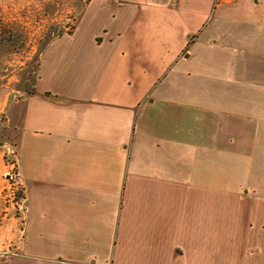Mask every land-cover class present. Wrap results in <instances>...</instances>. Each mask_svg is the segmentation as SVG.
<instances>
[{
  "label": "crops",
  "instance_id": "obj_1",
  "mask_svg": "<svg viewBox=\"0 0 264 264\" xmlns=\"http://www.w3.org/2000/svg\"><path fill=\"white\" fill-rule=\"evenodd\" d=\"M98 2L43 45L30 90L0 91V219L9 161L23 194L0 264H264V0H102L112 28L86 34ZM216 153L246 182L179 179Z\"/></svg>",
  "mask_w": 264,
  "mask_h": 264
},
{
  "label": "rangeland",
  "instance_id": "obj_2",
  "mask_svg": "<svg viewBox=\"0 0 264 264\" xmlns=\"http://www.w3.org/2000/svg\"><path fill=\"white\" fill-rule=\"evenodd\" d=\"M99 0L97 5L88 13L81 22L84 33L103 26L112 28L113 6L106 5ZM218 1V0H217ZM89 0H0V91L12 93L17 91L30 90L33 78L37 74L38 62L43 45L54 37L64 33H71L80 18L81 12ZM102 3V4H101ZM11 39L12 42H9ZM217 96L209 98L210 102L215 101L216 112L214 115L222 121L240 122V112L235 114L227 112L224 106V98L219 91L225 89L222 82L214 81ZM210 80V83L212 84ZM208 82L206 81V84ZM231 83L228 82L226 86ZM235 84V83H232ZM179 86H181L179 84ZM183 87V86H182ZM222 93V92H221ZM191 102V98H183ZM179 97V100H183ZM194 99V98H193ZM200 99V98H197ZM197 100H194L196 102ZM197 103V102H196ZM199 103V102H198ZM198 105V104H195ZM200 106V105H198ZM198 116L213 115L209 112L198 111ZM224 123V122H223ZM223 130V129H222ZM221 131V129H220ZM224 132V130L222 131ZM238 132V131H237ZM217 133H220L217 130ZM227 134L226 132H224ZM224 133H221L225 136ZM238 142L230 144L222 143L217 151L228 154L239 152ZM230 156V155H227ZM199 169L210 170V176L202 179L191 176L179 178L194 183H210L216 187L234 189L238 184H243L248 179L244 173V161L237 158V161L229 160L227 157L216 153L211 161H196ZM184 166L190 167L191 162H183ZM192 168V166H191ZM186 169V168H184ZM216 178V180H214ZM210 179V180H208ZM6 205V204H5ZM9 211L1 216V230L8 238H14L16 205H6ZM8 241V240H6ZM225 245L221 247V253H229L240 248ZM217 251V250H216ZM236 259V258H235Z\"/></svg>",
  "mask_w": 264,
  "mask_h": 264
},
{
  "label": "built area",
  "instance_id": "obj_3",
  "mask_svg": "<svg viewBox=\"0 0 264 264\" xmlns=\"http://www.w3.org/2000/svg\"><path fill=\"white\" fill-rule=\"evenodd\" d=\"M8 166V170L4 176L6 185L3 191V198L6 205L10 204V206H15L16 192L20 188L19 176L14 161H9Z\"/></svg>",
  "mask_w": 264,
  "mask_h": 264
},
{
  "label": "trees",
  "instance_id": "obj_4",
  "mask_svg": "<svg viewBox=\"0 0 264 264\" xmlns=\"http://www.w3.org/2000/svg\"><path fill=\"white\" fill-rule=\"evenodd\" d=\"M9 42H12L11 39H9ZM23 197L22 190L19 188L16 192V198H15V203L17 204L19 200H21Z\"/></svg>",
  "mask_w": 264,
  "mask_h": 264
}]
</instances>
